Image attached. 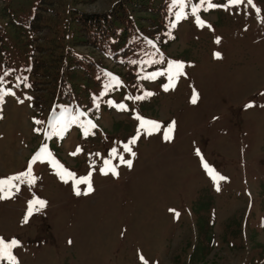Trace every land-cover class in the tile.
<instances>
[{"label":"rangeland","instance_id":"obj_1","mask_svg":"<svg viewBox=\"0 0 264 264\" xmlns=\"http://www.w3.org/2000/svg\"><path fill=\"white\" fill-rule=\"evenodd\" d=\"M121 1L0 0L7 51L14 59L22 55V63L8 66L0 54V91L15 93L0 100V179L29 167L35 178L0 199V237L19 242L12 250L18 264H264V0L200 8L204 26L191 14L200 0H186L187 18L178 22L173 0H156L159 16L135 13L156 42L106 60L77 40L73 14L106 13ZM23 15H39L41 32L15 36L11 23ZM59 38L72 53L104 66L97 84L71 76L80 104L59 103L51 78L29 79L34 60H47ZM170 61L183 63L184 75L165 91L167 75L146 77ZM145 93L153 95L135 99ZM137 116L160 128L138 132ZM73 117L79 120L71 123ZM61 119L67 130L49 136ZM88 121L95 128L85 135L80 125ZM43 147L50 156L32 163ZM105 160L118 177L102 174ZM61 168L77 179L90 176L93 191L84 194L88 186L80 184L77 196L72 178L64 183L57 175ZM37 198L46 206H34L29 217Z\"/></svg>","mask_w":264,"mask_h":264},{"label":"trees","instance_id":"obj_2","mask_svg":"<svg viewBox=\"0 0 264 264\" xmlns=\"http://www.w3.org/2000/svg\"><path fill=\"white\" fill-rule=\"evenodd\" d=\"M156 0H142L137 3L136 0H122L117 3L112 10L106 13H87L74 12L73 24L76 27L77 40L84 46L92 48L96 53L104 59L118 61L120 57H126L134 46L140 42L150 40L155 43V35H153L143 24H139L135 18L136 11L139 13H147L149 16H159L154 6ZM136 6V7H135ZM133 7L138 9H132ZM144 9V10H142ZM152 20V19H151ZM39 15L19 17L14 20L12 27L15 36L23 38L27 32L38 30ZM155 22L156 21H153ZM41 32L40 29L38 33ZM156 33V32H155ZM8 34L6 28L0 25V54L7 59L6 63L15 65L22 63V55L19 54L17 59L8 53ZM75 38V40H76ZM59 38L53 40L51 44L50 55L48 59H36L32 63L30 78H51L55 86L58 87V102L77 103L80 104V93L75 87L69 84L74 76L82 75L87 78L86 81L96 79V71L101 70L102 65L93 58L77 56L72 53V49H66V39ZM66 72V73H65ZM68 72V73H67ZM14 73V72H11ZM9 77H12V74ZM102 72L98 73L101 75ZM72 76V78H71ZM103 76V75H102ZM68 78V80L65 79ZM97 84V79L95 81Z\"/></svg>","mask_w":264,"mask_h":264},{"label":"snow or ice","instance_id":"obj_3","mask_svg":"<svg viewBox=\"0 0 264 264\" xmlns=\"http://www.w3.org/2000/svg\"><path fill=\"white\" fill-rule=\"evenodd\" d=\"M244 2H245V0H227L226 5H219L218 6V5H214L211 2V0H200L199 6L193 5L191 7V14L196 17V22H197L198 26H204L203 21H201L199 19V16H198V12H199L200 8H204V10H208V9H211L214 7H224L225 10H227L230 7L240 6ZM246 2L249 5H252V0H246ZM172 7H173V9H177V8L179 9L178 12H174L175 20L177 22L180 21L182 18L183 19L187 18L188 13L185 12V8L187 7L186 0H173ZM257 11H259V10H257ZM172 27H175V24H173ZM217 43H219V40H217ZM152 46L155 47V45H152ZM216 58H220L219 53L216 54ZM152 62L154 63L155 61H152ZM184 67H185L184 64L181 62L170 61L165 70L152 73V74L148 75L146 78L147 79H156L157 77H159L161 75H167V78L169 80V84L164 86V90L168 91L170 87L174 88V86H175L174 82L181 75H184V72H183ZM4 83L5 82L3 80H0V85H3ZM118 85H119V82L117 81L115 86H118ZM105 87L108 88V85H106ZM4 95H15V93L10 91V90H7V89L0 91V100H2ZM151 95H153V93H145L144 96H137V97H135V99L136 100H142V99H145L147 96H151ZM20 102L22 103L23 101H20ZM192 103H196L195 98L192 100ZM109 105L110 106H116L119 108V110H122V111L127 110L126 106L123 104L117 106V105H114L113 102H109ZM253 106L254 105H252V104L248 105V107H253ZM80 115H83V113H81ZM136 118L138 120H140V126L138 129V132L140 129H145V126H148V128H150V129H159L160 128V125L156 122L147 121V120H145L139 116H137ZM78 120H79V117H73L71 120V123H76ZM36 123H40V122L36 121ZM68 126H69L68 123H65L63 121V119H61V121L57 122L56 124L50 125L51 132L48 133V135L49 136L55 135L58 137L62 136L64 131L67 130ZM80 126L82 128H84L85 135L88 134L87 129L89 127L95 128V125L92 124L91 121H88L87 124L82 123ZM169 130H171V129H169ZM148 134L150 135L151 132L149 131ZM138 138H139V136L134 137L132 139L131 143L135 144L136 140ZM164 138H165V140L170 139V137L167 135ZM124 150L126 152H131V147H129L128 145H125ZM77 151H80V150L78 149ZM197 154L199 155V152H197ZM112 155L117 156V153L115 150H113ZM132 155L135 156V153H132ZM46 156H50V152H49L47 147H43L40 149L39 154L36 157H34L32 163H35L36 160H41V162H44V160L42 158L46 157ZM118 159L120 160V162L122 164H126L129 168L132 167V162L130 160H127V161L124 160L123 156H119ZM48 162L52 163L54 167H59V165L57 164V162L54 159L51 161H48ZM203 167L208 172V174L212 177V179L214 181L217 179H220V178H218L212 174V169L209 168V165L207 163H203ZM101 171H102V174H104V175H107L109 172H111L112 175H114L116 177L119 176V173L116 171V167L112 164L111 160H105L104 168ZM57 175L60 177V179L64 183H68V179H66V177L72 178L74 184L76 185L75 194L77 196H79L81 194L80 189H79L80 184H87V186H88L87 192H85L84 194H88L89 192L93 191V188L91 186L90 176L87 178L77 179L74 177V175L71 172H68L66 169H62V168L57 172ZM21 183H27L29 186H31L35 183V178L32 175L31 167H29V169L22 174L14 175V176L6 178V179H0V193H3V195H0V199L11 198L12 189L19 191V184H21ZM36 205L39 206L36 209L38 211L40 209H43L46 206V202L43 200H40L38 198L35 199L34 201L30 202L28 212H27V216L30 217L31 215H33L34 206H36ZM24 222L27 223V219ZM18 246H19V242L17 240L13 239L9 242V241H5L2 237H0V261L7 260L9 262V264H18V261L13 256V252H12V250ZM141 259L143 260L144 258L141 257ZM145 264H146V262H145Z\"/></svg>","mask_w":264,"mask_h":264}]
</instances>
